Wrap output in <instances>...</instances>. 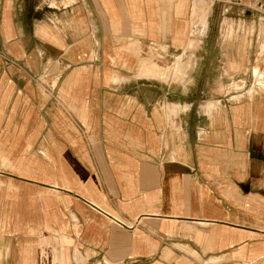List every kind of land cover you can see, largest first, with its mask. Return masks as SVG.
Here are the masks:
<instances>
[{"label":"crops","instance_id":"1","mask_svg":"<svg viewBox=\"0 0 264 264\" xmlns=\"http://www.w3.org/2000/svg\"><path fill=\"white\" fill-rule=\"evenodd\" d=\"M193 2L0 0V264H264V80L211 109L137 76Z\"/></svg>","mask_w":264,"mask_h":264},{"label":"rangeland","instance_id":"2","mask_svg":"<svg viewBox=\"0 0 264 264\" xmlns=\"http://www.w3.org/2000/svg\"><path fill=\"white\" fill-rule=\"evenodd\" d=\"M195 5L199 13H196ZM211 5L210 31L201 38L208 27ZM200 7L205 10L202 11ZM259 23L257 40V31L253 34V27ZM189 26L191 37L176 58L174 55H163L152 48L154 52L149 53V56L153 54L150 66L142 67L137 76L189 88L186 100L192 96L201 105H207L211 109L218 106L216 100L227 105L258 103L261 93L256 92L250 97L248 90L253 85L261 86V81L264 80V0H194ZM199 38L204 40L201 46ZM184 63L189 65L186 77L179 80L175 76V69L179 65L183 67ZM232 71L233 76H230ZM165 74L167 79L159 77ZM234 81H238V85L241 83V86L233 85ZM262 96L264 98L263 94ZM171 108L175 114V107ZM212 113L213 111L209 112V115L213 116Z\"/></svg>","mask_w":264,"mask_h":264},{"label":"bare ground","instance_id":"3","mask_svg":"<svg viewBox=\"0 0 264 264\" xmlns=\"http://www.w3.org/2000/svg\"><path fill=\"white\" fill-rule=\"evenodd\" d=\"M202 11H204L205 9L203 7H200ZM194 42V41H193ZM192 42V43H193ZM195 47V45H194ZM187 66H189L187 63H184L183 67L181 65H179L177 67L176 70V75H178V77L183 80L186 77V70H187Z\"/></svg>","mask_w":264,"mask_h":264}]
</instances>
